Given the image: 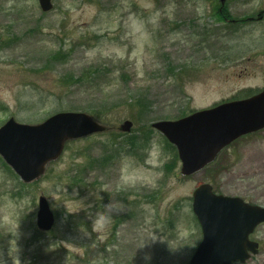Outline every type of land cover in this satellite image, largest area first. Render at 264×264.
<instances>
[{
    "label": "rangeland",
    "instance_id": "obj_1",
    "mask_svg": "<svg viewBox=\"0 0 264 264\" xmlns=\"http://www.w3.org/2000/svg\"><path fill=\"white\" fill-rule=\"evenodd\" d=\"M53 2L43 14L38 0H0V126L75 111L134 130L70 142L28 187L0 162V264H189L202 240L198 187L264 207V130L181 178L151 124L261 92L264 21L225 24L214 0ZM228 6L241 20L264 0ZM40 196L57 217L49 233L36 225ZM251 238L260 251L245 264H264V225Z\"/></svg>",
    "mask_w": 264,
    "mask_h": 264
},
{
    "label": "water",
    "instance_id": "obj_2",
    "mask_svg": "<svg viewBox=\"0 0 264 264\" xmlns=\"http://www.w3.org/2000/svg\"><path fill=\"white\" fill-rule=\"evenodd\" d=\"M39 2L43 12L53 10L52 0ZM220 2L224 6L226 0ZM263 18L261 12L257 19ZM132 127L126 121L120 130L130 133ZM153 127L178 149L182 176H191L212 164L241 137L264 130V90L252 98L225 103L179 121L158 122ZM106 131L86 113H59L35 126L11 119L0 128V156L25 184H31L61 157L68 142ZM193 211L202 227L203 240L190 264H245L251 254H258L259 245L250 241V235L264 223V208L240 198L215 195L211 186L202 185L194 193ZM54 224V213L42 196L38 228L50 231Z\"/></svg>",
    "mask_w": 264,
    "mask_h": 264
},
{
    "label": "trees",
    "instance_id": "obj_3",
    "mask_svg": "<svg viewBox=\"0 0 264 264\" xmlns=\"http://www.w3.org/2000/svg\"><path fill=\"white\" fill-rule=\"evenodd\" d=\"M64 56H62V55H54L52 58L55 60V61H59L60 59H62ZM77 83H79V81H76V80H73V84L74 85H76ZM23 187H25L24 185H23Z\"/></svg>",
    "mask_w": 264,
    "mask_h": 264
},
{
    "label": "flooded vegetation",
    "instance_id": "obj_4",
    "mask_svg": "<svg viewBox=\"0 0 264 264\" xmlns=\"http://www.w3.org/2000/svg\"><path fill=\"white\" fill-rule=\"evenodd\" d=\"M220 12H222V11L220 10Z\"/></svg>",
    "mask_w": 264,
    "mask_h": 264
}]
</instances>
